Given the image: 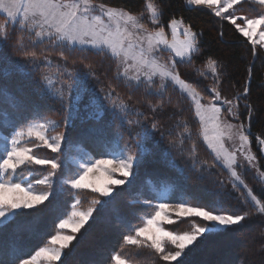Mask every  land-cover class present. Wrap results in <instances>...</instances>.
<instances>
[{
  "label": "snow or ice",
  "instance_id": "obj_1",
  "mask_svg": "<svg viewBox=\"0 0 264 264\" xmlns=\"http://www.w3.org/2000/svg\"><path fill=\"white\" fill-rule=\"evenodd\" d=\"M182 7L227 20L252 44L253 57L258 56L259 41L253 37L259 28L264 40V0H182ZM246 7L255 15L246 14ZM164 16L162 0H142L135 11L127 0H0V53L11 48L19 54L18 65L35 81L34 91L53 105L51 111H44L9 94V106L26 114L10 119L0 111L7 128L0 133V234L11 225L7 241L0 243V264H37L40 257L49 264H68L87 237L86 224L89 228L95 223L113 226L108 213L115 210L124 188L112 186L131 187L140 169L158 153L177 175L162 177L160 183L166 187L156 196L129 201L145 209L133 211L134 221L116 215L114 226L122 229L121 248L129 246V255L112 254L114 264H142L151 258L146 250L165 264H188V257L218 234H241L252 219H259L264 229V170L251 151V127L254 119L264 116V107H253L250 101L251 70L243 91L228 99L219 89L218 61L208 57L204 65L212 69L213 84L202 89L199 78L207 74L197 62L203 56V32L186 24L183 17L173 15L165 22ZM168 30L172 42L166 38ZM177 34L183 37L178 42ZM52 57L57 61L54 75H49ZM90 57L113 66L114 84L107 91ZM76 60L85 70L76 66ZM90 82L97 87L89 88ZM116 85L127 90V100L140 93L138 103L147 111L129 105ZM169 93L175 94V101ZM185 103L189 120L180 119ZM105 113L110 117L106 127H91L71 139L78 126L88 121L101 124ZM165 120L173 122L168 130ZM197 124L209 150L210 159L205 161L198 159L199 137L194 139L191 130ZM86 139L98 146L104 158L87 151L79 159L71 158V146ZM226 140L231 149L225 146ZM256 140L264 152V132ZM176 157L181 158L182 167L176 165ZM216 168L227 171V182L214 178ZM251 170H255L252 179L259 193L244 179ZM94 172L105 174L106 183L86 184ZM113 172L123 179H113ZM84 188L98 194L86 209L78 191ZM68 198L73 201L70 213L61 210ZM49 217L56 229L70 228L72 234L57 231L48 243L58 246L25 252L22 236L39 238ZM185 223L190 230L181 232ZM164 225L173 226L166 229ZM260 234L264 236V231Z\"/></svg>",
  "mask_w": 264,
  "mask_h": 264
},
{
  "label": "trees",
  "instance_id": "obj_2",
  "mask_svg": "<svg viewBox=\"0 0 264 264\" xmlns=\"http://www.w3.org/2000/svg\"><path fill=\"white\" fill-rule=\"evenodd\" d=\"M165 16L164 20L167 22L173 15L176 18L183 17L186 24H191L196 31L203 32V56L201 60L197 62V66L206 71L207 78L200 77L202 81V89L210 88L213 84L212 71L206 70L204 61L211 57L218 61V69L220 71L219 79L221 81L219 89L222 96L232 99L235 95L241 93L249 80V72L251 70V96L250 101L253 107H264V51L261 47L256 46L258 56L253 57L252 44L248 43L247 39L240 36L235 31V27L228 23L227 20L221 21L219 18L210 15L198 14L197 12L185 11L182 7V0H162ZM127 4L131 5L133 10H138L142 5V0H127ZM207 11V10H205ZM246 14L254 16L255 13L245 8ZM168 33V31H167ZM223 33V35H221ZM6 57L4 60H0V111L7 112L10 119H17L19 115L13 108H11L7 101V95L16 97L18 100L23 101L29 107L32 105H38L44 111H51L53 105L41 98L35 91V81L30 78V75L26 71H22L18 65L20 60L19 54L13 53L11 48L5 49L3 53H0ZM75 59V58H74ZM53 69L48 72L49 75H54L56 57H52ZM89 61L93 65V70L99 75L100 84L104 87L105 91L108 90L110 84H114L113 66L107 60H102L98 57H90ZM71 63V61H70ZM76 66L83 69V65L76 60ZM226 66V67H225ZM46 72L48 70H45ZM88 87L95 89L97 85L89 83ZM117 91L120 97L127 101L133 108H138L142 112H146L147 109L144 104L138 103L141 99L140 93H136L131 100H127V90L120 85H116ZM172 95L175 101V94ZM210 94V93H209ZM243 101L241 102V111H243ZM185 111L180 117L181 120H189V105L185 103L183 105ZM170 111L174 109H169ZM243 119V116L241 117ZM110 117L105 113L102 117L101 124L97 125L93 121H88L84 125L78 126L73 130L71 139L76 140L81 133H86L91 127H106ZM173 124L172 121L165 120V130H168L169 126ZM111 132V129H107ZM194 133V139L199 137L198 124L191 127ZM252 143L251 150L257 156V162L264 170V152L260 150L256 136L261 132H264V116L254 119L252 127ZM7 128L4 121L0 119V133H6ZM186 144L185 147H189ZM198 147V159L205 161L210 159L209 150L203 144L201 137H199ZM164 145H161L163 150ZM0 151H3L0 148ZM42 153L47 155H55L47 150L41 149ZM87 151L95 155L96 158H104L98 146L91 140L86 139L82 144H74L69 150V154L72 159H79L82 154ZM175 163L178 167H182V161L180 157H176ZM215 173L214 178L217 180H224L227 182L228 175L226 170L220 168L213 169ZM27 175V173H25ZM177 175L176 170L168 166L167 160L162 159L158 153L155 157L150 158L149 161L140 169V174L133 182L131 187L120 186L115 189L119 190L124 188L122 195L118 198L114 211H109L108 216L112 221L113 226H109L103 223L92 224L91 228H88L87 237L80 245L77 246L75 254L69 258L68 264H89L90 261H95L97 264H113L111 255L120 253L122 257L129 255V246H123L121 248L122 239L121 232L114 226L115 217L117 214L126 216L129 220L134 221L136 219L133 215V211L145 210L142 208V204L132 205L129 201H136L142 197L156 196L159 191L166 187L162 185L160 180L162 177H175ZM254 175L249 172L244 175L245 181L250 187H253L259 193L257 185L253 182ZM151 181V183H149ZM229 191L232 192L231 186L228 185ZM155 189V191H153ZM205 195L200 189H191ZM82 194V198L85 200L83 208L86 209L91 203V199L98 195L91 193L90 190L81 189L78 190ZM233 195H237L232 192ZM72 199L68 198L67 205H61V210L67 213L71 210ZM58 222V221H57ZM46 229L41 233L39 238L29 239L25 234L22 236V241L26 245L25 252H33L39 246H48V239L55 235L57 231H61L55 228L52 223V217L46 220ZM173 225L164 226L166 229ZM190 226L188 224H182L180 231H188ZM11 231V225L8 230L3 234H0V243L7 241L9 232ZM83 231V229L81 230ZM260 220L252 219L246 225L241 234H218L212 237L199 249L193 252L188 257V264H264V236H261ZM79 236V233L75 234ZM75 243V241H73ZM150 254V259L142 262V264H165L163 261H159L150 250H146ZM56 264H60L57 262ZM175 264V262H172Z\"/></svg>",
  "mask_w": 264,
  "mask_h": 264
},
{
  "label": "rangeland",
  "instance_id": "obj_3",
  "mask_svg": "<svg viewBox=\"0 0 264 264\" xmlns=\"http://www.w3.org/2000/svg\"><path fill=\"white\" fill-rule=\"evenodd\" d=\"M166 38H167L170 42L173 41V37H172V34H171V31H170V30H168V33H166ZM182 39H183V37H182L181 35L177 34V36H176V38H175L176 42H178V41H180V40H182ZM253 39L259 41V43H257L256 46L261 47L262 50L264 51V40H261V39H260V36H259V28L257 29V34L253 37ZM206 70H208V71H212L211 68H207ZM207 102H208V101H207V99H206V100L204 101V103L207 104ZM201 140H202V137H201ZM234 144H237V145H238V144H239V140L236 139V140L234 141ZM205 146H206V145H205ZM225 146L228 147L229 149H231V147H232L233 145H232L231 143H229V142L226 140V141H225ZM0 148L3 149V144H2V143H0ZM206 148H207V147H206ZM251 151H252V150H251ZM107 167H111V166H107ZM250 172H252V174L255 175V170H251ZM112 178H113V179H115V178L123 179V177L120 176V174H119L118 172H113V173H112ZM85 183H86V184H96V185H98V186H101V185H103V184L106 183V177H105V174H102V173H100V172L89 173V176H88L87 180L85 181ZM112 187H113V188H117V187H120V186H115V185H113ZM84 189H87V190H90V191H91L90 188H84ZM167 211H168V213H169L170 216H173V217H174V213L172 212L171 209H168ZM70 212H71V210H70ZM70 212H69V213H70ZM164 226H167V225H164ZM61 231H63V232H67L68 234H72L70 228H68V229H64V230H61ZM74 235H75V234H74ZM54 246H58V245H51V244H49L47 247L51 248V247H54ZM168 247H169V248H172V250H175L174 247L171 246V245H168ZM57 262H59V261L51 262V264H56ZM37 264H49V261H47L44 257H40V258H38V260H37ZM113 264H114V261H113Z\"/></svg>",
  "mask_w": 264,
  "mask_h": 264
}]
</instances>
